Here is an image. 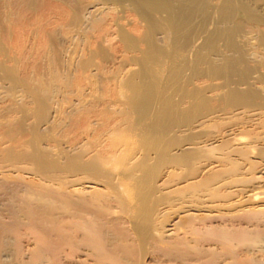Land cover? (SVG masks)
I'll list each match as a JSON object with an SVG mask.
<instances>
[{"label":"bare ground","instance_id":"1","mask_svg":"<svg viewBox=\"0 0 264 264\" xmlns=\"http://www.w3.org/2000/svg\"><path fill=\"white\" fill-rule=\"evenodd\" d=\"M257 3L0 0V264H262Z\"/></svg>","mask_w":264,"mask_h":264},{"label":"rangeland","instance_id":"2","mask_svg":"<svg viewBox=\"0 0 264 264\" xmlns=\"http://www.w3.org/2000/svg\"><path fill=\"white\" fill-rule=\"evenodd\" d=\"M87 3H86V2ZM100 2V0H97V1H95V0H79V2L82 4V5H85V4H89L90 2ZM211 2H212V4L213 5H215V4H218L219 3V0H211ZM257 4H258V6H260L259 7V10L261 11V12H264V0H257ZM107 6V5H106ZM263 6V7H262ZM131 6H127V9H129ZM106 10L105 11H107V10H109V9H107V8H105ZM116 9V10H115ZM104 10V9H103ZM114 10V12L116 13V15H117V19H116V21H115V25H114V27H113V29L115 30L114 32H116L117 30V32H119L120 31V29L122 28V26L124 27V26H126L127 25V23L128 22H130V20L132 19V20H134V19H137V17L135 16V15H133V13L130 15H126V13L124 12V7L123 6H115V8L113 9ZM120 14V15H119ZM122 18H121V17ZM126 16H127V18H126ZM131 16V17H130ZM135 16V17H134ZM119 18V19H118ZM122 19H123V21H122ZM125 19V20H124ZM145 22H143L142 21V24L143 25H145L144 24ZM118 25H121V27H119ZM259 29V30H258ZM257 30V32L258 33H262V31H263V28L261 27V28H258ZM72 29H70V31H69V29H65V30H62L61 31V33H64V36H62V39L65 37V39H63L64 41H62V43H61V46H60V48H62V49H65V50H62L63 51V54H65L66 52H68V53H70V54H72L74 51L73 50H79L78 51V53L79 52H82L83 50L85 51V48H86V45H87V37L85 38V35H83V34H80V33H77V32H72L71 31ZM65 31V32H64ZM67 31V32H66ZM116 32V33H117ZM116 33H114V36L116 37V39H118V33H117V35H116ZM258 33H256L255 31H253L252 32V30L250 31L249 30V32H246V33H244L243 35L244 36H242L241 35V37H239L238 39H239V41H241V42H248L247 44L246 43H244V44H246V46L249 48V50H251V51H255V52H258V53H264V46H262V45H258V44H260L259 42H260V39H258V38H260L261 37V33L260 34H258ZM67 34V35H66ZM63 35V34H62ZM258 36V37H257ZM156 38H157V40H158V44L166 51V52H168V54L170 53V54H172V53H175V51H177L178 50V48H177V46L176 45H173V43H172V39H171V36H168V34H165V33H159V34H157V36H156ZM160 39V40H159ZM247 39V40H246ZM240 42V43H241ZM74 48V49H73ZM177 48V49H176ZM67 49V50H66ZM72 49V50H71ZM69 50V51H68ZM81 50V51H80ZM66 51V52H65ZM71 51V52H70ZM76 52V51H75ZM184 56H186V54H183ZM177 60V59H176ZM176 60H173L172 58H170L169 56H165V57H161L160 58V66H161V68L160 67H158V69H160L161 70V72L162 73H164L163 75L164 76H166L167 75V73H168V70H170L171 69V67L174 65V62H176ZM178 61V60H177ZM139 66L138 65H132V66H130V67H127V68H129V69H132L133 71H135V70H137V69H139L138 68ZM60 100H62V101H60L61 103L63 102V105L65 106H67L68 104L65 102V99H64V97L61 95L60 97ZM67 101V100H66ZM250 128V127H249ZM247 128L246 129V132L244 133L243 132V136L245 135L246 136V138H248L249 140H253L259 133H257L258 131H260V129H262V128ZM256 129V130H255ZM257 148L258 149H256L257 150V154L254 152V153H252V155L250 154V160H251V165H250V167L252 166V164H253V166L251 167V173H248V175L250 176V178H252V177H256L257 178V180L256 181H252V183H251V185H257V184H255L256 182L259 184L258 186L259 187H262L261 189H260V191H262V192H264V174L263 173H260L259 171L261 170L260 169V167L262 168V166L261 165H263L262 164V162H263V159H264V157L262 158V156H264L263 154H261V153H264V140L262 141V142H260V143H258L257 144ZM260 148V149H259ZM255 150V151H256ZM262 155V156H261ZM259 156V157H258ZM261 157V158H260ZM262 160V161H261ZM253 161L255 162V161H260L261 163L259 164V163H257V162H255V163H253ZM254 164H255V166L258 168V169H260V170H257V168H256V170L253 168L254 167ZM260 166H259V165ZM252 170H255V172L254 171H252ZM249 171V172H250ZM252 173H254L253 175H252ZM247 175V176H248ZM252 175V176H251ZM257 175V176H256ZM26 176V177H25ZM25 176H23L24 177V180L25 181H27V182H30V181H33V178H31L30 176H28V175H25ZM248 176V177H249ZM263 176V177H262ZM258 177H259V179H258ZM261 179H263V180H261ZM30 180V181H29ZM253 182H254V184H253ZM261 184V185H260ZM91 189L92 188H86V191H91ZM263 189V190H262ZM258 191V190H257ZM261 202V203H260ZM258 204L256 203L255 205H259L258 207H260V209H262L263 211H264V199H262V201H260ZM263 207V208H262ZM177 221V220H176ZM256 251V253H257V255H258V257H259V259H260V261L262 262V264H264V250H263V248H262V250H260V249H257V250H255Z\"/></svg>","mask_w":264,"mask_h":264}]
</instances>
